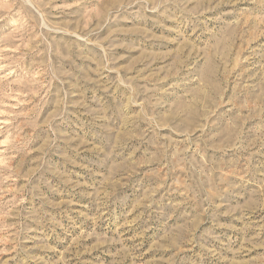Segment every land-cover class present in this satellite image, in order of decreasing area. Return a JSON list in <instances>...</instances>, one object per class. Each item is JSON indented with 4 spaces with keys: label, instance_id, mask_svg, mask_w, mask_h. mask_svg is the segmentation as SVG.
I'll return each instance as SVG.
<instances>
[{
    "label": "rangeland",
    "instance_id": "rangeland-1",
    "mask_svg": "<svg viewBox=\"0 0 264 264\" xmlns=\"http://www.w3.org/2000/svg\"><path fill=\"white\" fill-rule=\"evenodd\" d=\"M0 264H264V0H0Z\"/></svg>",
    "mask_w": 264,
    "mask_h": 264
}]
</instances>
